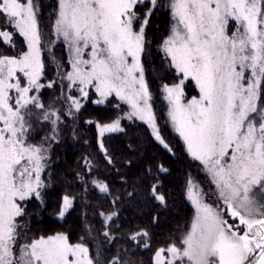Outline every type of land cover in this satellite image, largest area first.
I'll return each instance as SVG.
<instances>
[{"label": "snow or ice", "instance_id": "snow-or-ice-1", "mask_svg": "<svg viewBox=\"0 0 264 264\" xmlns=\"http://www.w3.org/2000/svg\"><path fill=\"white\" fill-rule=\"evenodd\" d=\"M84 126L49 203L54 145ZM130 129L173 157L178 137L185 166L113 148ZM0 264H264V0H0Z\"/></svg>", "mask_w": 264, "mask_h": 264}, {"label": "trees", "instance_id": "trees-1", "mask_svg": "<svg viewBox=\"0 0 264 264\" xmlns=\"http://www.w3.org/2000/svg\"><path fill=\"white\" fill-rule=\"evenodd\" d=\"M60 49L57 48V54H59ZM102 105H92L89 103L88 107L85 109V113H92L93 115L103 110ZM170 132V130H168ZM94 126H84L82 127L77 135L76 139H73L71 136V130L64 135L61 142L57 145H54L52 151V162H53V185L51 188L46 190V199L50 203L54 198L56 192L60 189V185L63 181V175L71 171V168L75 164V158L82 151H85L83 146V140L88 139L94 146ZM167 135V133H166ZM139 137L141 143V151L145 152L148 155L155 156L157 159L162 161L165 166H170L173 170V175L176 174L177 170L185 166L184 158L181 155V146L176 137L172 142V147L176 153V156L166 153L160 146L155 142L151 141L148 137L144 136L142 133L137 132L135 129H130L128 136H121L120 134H113V137L110 141L111 146L120 151L125 150V143L131 138L133 141H136ZM157 209L152 206L137 205L134 207H127L121 213V219L127 218L134 223H144L148 220L149 215L153 212H156ZM28 212L31 215V224L33 230L39 231L40 229H46L53 226L52 218L50 216V209L48 211H43L39 208L38 203H30L28 205ZM190 214V207H185L183 204H180L177 200V207L170 208L166 211L161 212L162 222L161 228L168 229L173 228L177 225L178 222L182 221L187 215ZM77 213L73 212L68 220L64 221L65 224L75 223ZM28 219V217H26ZM58 226L59 222H55ZM160 229L158 228L157 231ZM133 258L144 257L145 259L148 256V253L143 251H136L131 254Z\"/></svg>", "mask_w": 264, "mask_h": 264}, {"label": "rangeland", "instance_id": "rangeland-1", "mask_svg": "<svg viewBox=\"0 0 264 264\" xmlns=\"http://www.w3.org/2000/svg\"><path fill=\"white\" fill-rule=\"evenodd\" d=\"M178 138V137H177Z\"/></svg>", "mask_w": 264, "mask_h": 264}]
</instances>
